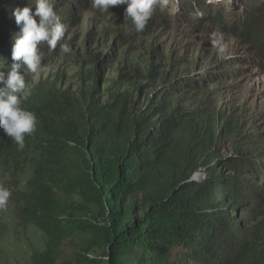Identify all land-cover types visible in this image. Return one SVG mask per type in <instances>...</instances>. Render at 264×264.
Returning a JSON list of instances; mask_svg holds the SVG:
<instances>
[{
	"label": "trees",
	"instance_id": "trees-1",
	"mask_svg": "<svg viewBox=\"0 0 264 264\" xmlns=\"http://www.w3.org/2000/svg\"><path fill=\"white\" fill-rule=\"evenodd\" d=\"M34 1L0 0V72L13 62L20 30L14 12L29 5L35 11ZM257 11L264 16V6ZM96 58L92 93L99 90L108 62ZM158 68L151 65L147 83L157 78ZM33 75L27 72L26 81L32 83ZM36 89L43 92L40 102L29 104L28 98L22 107L37 117L40 146L33 150L32 133L20 150L0 128V165L31 156L24 214L47 240L43 251L32 254L31 264H264V210L244 235L236 216L249 202L237 192L250 189L223 172L233 166L247 174L246 165L261 171L264 152L223 159L216 148L220 119L215 114L180 109L178 99L164 94L154 121L157 113L126 114L127 93L99 105L92 94L50 96L46 84ZM226 132L234 135L235 130L227 127ZM202 171L208 178L198 182L194 175ZM77 236L85 244L74 246L76 254L70 255L65 249ZM98 250L106 263L92 256Z\"/></svg>",
	"mask_w": 264,
	"mask_h": 264
},
{
	"label": "rangeland",
	"instance_id": "rangeland-1",
	"mask_svg": "<svg viewBox=\"0 0 264 264\" xmlns=\"http://www.w3.org/2000/svg\"><path fill=\"white\" fill-rule=\"evenodd\" d=\"M69 1L67 7L58 0L52 3L67 25L61 43L67 42L70 52L61 54L59 44L54 50L42 45V63L47 68L36 74L34 82L32 78L29 104L40 102L43 92L36 87L41 84L51 89L50 96L66 91L92 94L99 105L113 103L116 94L127 93L126 114L157 113V121L164 94L173 95L180 109L198 114L205 110L220 119L216 148L223 159L238 158L247 151L252 156L264 152V16L257 11L264 0H158L145 33L136 31L126 17V4L101 12L92 7V0ZM157 47L158 52L153 50ZM97 55L108 62L98 81L99 90L92 93ZM151 65L159 67L158 76L147 83ZM227 127L234 128V135L226 132ZM38 131L31 138L35 139L33 150L43 139L42 128ZM30 157L0 165V186L12 191L6 206L0 208V264H31L32 254L43 251L47 241L24 214V198L30 196L26 194ZM259 161L264 166V158ZM232 167L223 168L225 176L241 179L250 189L237 192L249 202L236 216L246 235L261 219L256 214L264 210V195L257 197L251 191L264 193V168L255 172L246 165L248 173L238 174ZM194 178L201 182L208 174L198 172ZM70 241L65 249L70 255L76 254L73 250L78 244H85L83 236ZM92 256L103 263L108 260L100 250Z\"/></svg>",
	"mask_w": 264,
	"mask_h": 264
},
{
	"label": "clouds",
	"instance_id": "clouds-1",
	"mask_svg": "<svg viewBox=\"0 0 264 264\" xmlns=\"http://www.w3.org/2000/svg\"><path fill=\"white\" fill-rule=\"evenodd\" d=\"M157 3L158 0H92V7L108 12L113 6L126 4V17L131 19L136 31L141 32L151 19ZM34 7L35 11L30 5L15 10V22L20 30L12 46L13 62L7 72H0V128L20 150L25 147V136L34 133L37 126L35 113L22 107L33 87V83L26 81L27 72L34 74V82L36 74L46 71L41 50L44 43L50 50L56 49L59 44L61 54L70 52L69 44L61 43L67 25L61 21L52 0H36ZM11 195V189L0 186V208L6 206Z\"/></svg>",
	"mask_w": 264,
	"mask_h": 264
}]
</instances>
